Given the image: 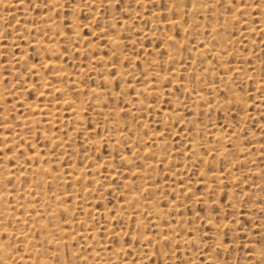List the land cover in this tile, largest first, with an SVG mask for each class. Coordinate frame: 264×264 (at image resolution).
I'll use <instances>...</instances> for the list:
<instances>
[{"label": "rangeland", "instance_id": "1", "mask_svg": "<svg viewBox=\"0 0 264 264\" xmlns=\"http://www.w3.org/2000/svg\"><path fill=\"white\" fill-rule=\"evenodd\" d=\"M0 90V264L264 262V0H0Z\"/></svg>", "mask_w": 264, "mask_h": 264}, {"label": "bare ground", "instance_id": "2", "mask_svg": "<svg viewBox=\"0 0 264 264\" xmlns=\"http://www.w3.org/2000/svg\"><path fill=\"white\" fill-rule=\"evenodd\" d=\"M171 24H172V23H171ZM171 24H170V25H171ZM172 25H173V24H172ZM172 25H171V26H172ZM52 27H53V25H52ZM261 30H263V29H261ZM169 40H170V39H169ZM110 41L113 43L112 40H110ZM116 42H118V41L116 40ZM110 44H111V43H110ZM114 44H115V41H114ZM115 47H117V44H116ZM217 50H218V49H217ZM218 51H219V50H218ZM199 52L202 53V51H199ZM203 53H205V52H203ZM215 53H216V52H215ZM218 53H219V52H218ZM202 55H204V54H202ZM217 55H218V54H217ZM96 59H97V58H96ZM98 61H99V60H98ZM100 61H101V57H100ZM101 62H102V61H101ZM203 71H204V70H203ZM199 73H200V72H199ZM59 90H61V89H59ZM0 91H1V90H0ZM92 93H94L95 95L97 94L96 90H92ZM67 103H68V102H67ZM69 104H71V103L69 102ZM69 104H68V105H69ZM70 108H71V111H70V112L72 113L71 115H75V118H78V117L80 116V115H79L80 112H79L78 110H80V109H77V108H76L75 106H73V105H72ZM73 109H74V110H73ZM81 109H82V108H81ZM174 119H175V118H174ZM174 119H173V120H174ZM215 177H217V176H215ZM216 179H217V178H216ZM148 189H149V188H148ZM28 190H29V189H28ZM14 205H16V204H14ZM17 205L19 206V204H17ZM132 205H133V204H132ZM149 205H150V204H149ZM149 205H148V206H149ZM0 206H1V205H0ZM15 207H16V206H15ZM149 208H150V206H149ZM152 208H153V207H152ZM63 210H64V208H63ZM40 227H41V225H40ZM21 233H22L21 235H22V237H23V232H21ZM24 237H25V236H24ZM48 238H49V237H48ZM27 239H28V237H27ZM44 239H45V238H44ZM49 239H50V238H49ZM49 239H47V240H49ZM25 240H26V237H25ZM45 240H46V239H45ZM51 241H52V239L49 241V243H50ZM53 241H54V240H53ZM47 242H48V241H47ZM55 243H56V242H55ZM51 244H52V243H51ZM3 252H4V250H3ZM3 252H0V253H3ZM1 255H2V254H1ZM43 261H44V260H43ZM43 261H42V262H43ZM23 262H24V261H23ZM37 263H38V262H37ZM40 263H41V262H40ZM44 263L47 264L48 262L46 263V261H45ZM24 264H28V263H24ZM29 264H30V263H29ZM35 264H36V262H35ZM38 264H39V263H38ZM48 264H50V263H48Z\"/></svg>", "mask_w": 264, "mask_h": 264}, {"label": "snow or ice", "instance_id": "3", "mask_svg": "<svg viewBox=\"0 0 264 264\" xmlns=\"http://www.w3.org/2000/svg\"><path fill=\"white\" fill-rule=\"evenodd\" d=\"M224 235L226 236L227 235V232H225ZM262 255H264V253H262ZM262 264H264V262H262Z\"/></svg>", "mask_w": 264, "mask_h": 264}]
</instances>
